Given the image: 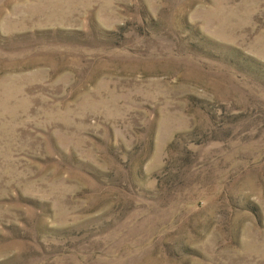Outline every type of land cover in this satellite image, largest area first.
Wrapping results in <instances>:
<instances>
[{"label": "rangeland", "instance_id": "obj_1", "mask_svg": "<svg viewBox=\"0 0 264 264\" xmlns=\"http://www.w3.org/2000/svg\"><path fill=\"white\" fill-rule=\"evenodd\" d=\"M0 264H264V0H0Z\"/></svg>", "mask_w": 264, "mask_h": 264}]
</instances>
